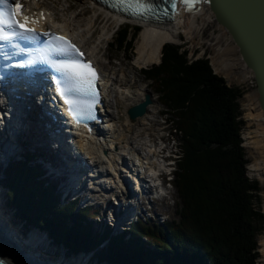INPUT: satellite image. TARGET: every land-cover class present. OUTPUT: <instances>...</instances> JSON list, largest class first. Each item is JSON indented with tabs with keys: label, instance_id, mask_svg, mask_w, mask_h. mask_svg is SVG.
<instances>
[{
	"label": "trees",
	"instance_id": "obj_1",
	"mask_svg": "<svg viewBox=\"0 0 264 264\" xmlns=\"http://www.w3.org/2000/svg\"><path fill=\"white\" fill-rule=\"evenodd\" d=\"M139 32L124 24L115 32L109 46L127 58ZM185 53L163 44L156 66L140 70L153 85L158 104L178 132L180 157L176 161L173 187L178 204L176 220L129 228L127 242L119 237L108 241L99 259L112 264H254L255 237L261 231L263 214L258 206L259 186L244 176L245 160L240 147L237 100L242 93L226 87L207 61L188 62ZM38 169L9 165L4 171L6 205L15 217L42 228L55 242L74 253L91 251L96 240L79 224L88 216L80 210L71 216V206L56 207L52 187L35 178ZM144 246L142 252L141 247ZM138 252V253H136Z\"/></svg>",
	"mask_w": 264,
	"mask_h": 264
},
{
	"label": "bare ground",
	"instance_id": "obj_2",
	"mask_svg": "<svg viewBox=\"0 0 264 264\" xmlns=\"http://www.w3.org/2000/svg\"><path fill=\"white\" fill-rule=\"evenodd\" d=\"M91 1L94 2V6L96 7V9L99 11L100 14H103L106 17H110L111 19L114 20V23H118L120 21L126 23L127 21L131 24H135L141 27L139 31L138 39L136 41V47H135L136 55L132 59L133 66L137 68H143V67H148L149 65L152 66L154 64H157L160 60L162 45L168 42H176L177 35L179 33H184L186 35H189L190 38L191 37L193 38L200 27L199 24L196 23L195 21L197 17L200 16V18L206 22L212 21L213 19L209 9L205 7L202 3L196 6L198 12H196L195 14L184 15L178 12L173 16L171 21L164 20L162 22H152L153 21L152 18H148V19L147 18L138 19L137 17L128 18L112 10L109 7L100 4L95 0H91ZM34 6L37 7V4H34ZM46 14L47 16L45 23L50 24V26L54 28L53 29L54 31H60L64 35L69 34L76 41V43L77 40L75 39V33L80 34L81 37H83V35L85 36L86 33L90 34V32L93 29L94 21L96 20V17L94 19L92 18L87 22V24L81 25L80 28L76 29V27H73L71 29L69 28L70 25L65 23H63L65 25L54 24L52 20L53 19L52 16H50V14H48L47 12ZM108 34L109 31L107 30V27L104 26L102 34L100 33L98 35V40L102 39L103 37H106ZM225 36H227L226 33ZM227 39L228 40L226 41L225 44H222L221 40L217 39V45L215 46L214 49V58L212 59L215 70L218 73L232 74L237 66L242 69L241 71L242 74L240 75L241 81L244 82L249 80V78L251 79L252 77L251 72L245 69L239 55L235 56L234 58L231 55L232 53L229 52V49L227 48V43H231V40L229 37ZM79 45L80 48L83 47L81 43H79ZM220 45H222V48L220 47ZM233 48L236 50L234 46ZM88 59L91 60L90 57H88ZM94 62L97 63L95 60ZM101 75L103 79L105 78L104 83H105V92L107 95V99L109 95H112L113 89L112 92H110V85L113 84L112 87H116L117 88L116 90L120 92V94L124 95V99H121L120 102L124 104L125 111L129 107L135 105V103L141 102L145 95H148L151 100V97L149 94H147L146 90H142L141 92H135L134 94L127 85H124V82L123 83L120 81L116 82V79L113 78H112L113 80H111L110 77L106 76L107 74L106 75L103 74V72H101ZM118 79L119 78H117V80ZM114 96L115 94H113V97ZM254 98H255L254 105L256 108L257 116L260 119V121L263 123V135H264V121L261 112L258 108V104L256 101V94L254 95ZM107 101L110 104L108 108L112 107V104L110 103L111 100L108 99ZM152 103L153 101L151 100V103L147 105L144 114L138 117L139 119L135 118L134 120H130L135 124L141 123V125L144 126L142 127V130L138 131V133L135 132L133 134L134 140H132L129 136L126 135L128 133L123 130L122 124H120V129L124 131V135L129 139V141L127 140L126 143H124L123 141L124 146L118 145L120 138L119 135L117 137L118 132L114 122L115 120H118V118L111 116L110 113L107 114L108 123L103 124V126H107V127L110 126V131L104 132V134L102 135V137L104 138L102 146L97 144L92 139H85V140L82 139V141H80L81 146H85V149L88 151V154L90 155V156L88 155L87 157L88 160H91L92 162L90 164H86V167L82 169V171L73 170L72 173L69 174V177H74L77 175L79 181L81 182L79 185L75 183L76 189L79 188V186L82 184L83 181H88L91 187L94 186V189H97L96 187H99V190L95 192L101 191L102 193H100L99 195H105L106 193H104V191H107V189L106 187L102 188L101 186L102 184H100L99 182V177L101 176L100 173L102 170H107L104 177L105 180L107 181V187L119 186L121 184V180H122V185L126 187L123 182V179L119 175L120 174L119 169L121 168L123 169L125 167L121 157H123V155L126 154V151L128 150L129 152H131L132 155H135L136 162H138L139 167L143 169L141 176H139V174H137L135 163L130 162V165L133 167L132 169L133 173L131 172V170H125V172H127L132 179L136 180L137 186L135 187V190L133 192L136 191V193H141L140 197H142V195L147 193V188H145V184L143 182H146L145 178L147 179L150 178L151 175L155 173L156 167L159 166L158 162L154 158L156 155V151L154 149L151 150L150 146H146L148 145L146 144V140H143V138L140 136L142 131H145L148 128L145 127L147 124L150 125L155 122L154 120L155 112H152V109H154V107L150 106L152 105ZM113 108H116L115 105ZM136 119L137 122L135 121ZM130 121L128 122V125L132 124ZM126 128L128 127L126 126ZM148 142H150V140ZM119 146L121 148H118ZM103 151H105L106 153ZM70 154H73L75 156L76 152L74 150H70ZM142 154L145 155L140 156ZM142 160H146L147 163L146 167L142 165ZM148 161L152 162L151 166L148 164ZM126 168L129 167L126 166ZM128 171H130V173ZM139 184H141L142 187ZM160 190L163 191L162 189ZM110 212L113 213V211ZM0 218L3 222L2 225L0 221V262H2L3 264H61L62 262L65 261H68L69 264H90L91 258L93 257V253H94L92 251L87 252L88 255H86L87 253L84 252L79 256L73 255L68 258H61L58 263L49 261V259L47 258L49 257L48 254H50V252L43 251V249L46 247L45 244L42 247H38L36 245L40 239H43L44 241V236L42 234L33 231L31 235L24 237L25 242L22 243L21 242L22 237H20L19 233L11 231L9 225H7V223L4 222L1 213H0ZM121 224L125 225V221H123ZM119 225L120 224L118 222L115 229H119L118 227ZM259 246L261 248V253L264 256V242L260 241ZM54 249H51V252H53L52 250ZM56 250L58 252H61L60 253L61 256L66 257L65 251H59L57 247ZM58 252H56V254H59Z\"/></svg>",
	"mask_w": 264,
	"mask_h": 264
},
{
	"label": "rangeland",
	"instance_id": "obj_3",
	"mask_svg": "<svg viewBox=\"0 0 264 264\" xmlns=\"http://www.w3.org/2000/svg\"><path fill=\"white\" fill-rule=\"evenodd\" d=\"M40 3L45 8H47L48 11L54 16L55 21H56L55 24H59V25L68 24L70 25L69 28L71 29L73 27H76V29H78L80 28L81 25L87 24V22L90 19L92 18L94 19L96 17V20L94 21V24H93V29L90 32V34L86 33L85 36L83 35V37H81L80 34L75 33V39L77 40V43L79 42L83 45L82 48L87 53L88 57H90L93 61L95 60L97 63L95 62L94 63L98 65L101 68V71L103 72V74L105 75L107 74L106 76L110 77L111 80L116 79V82L118 81L122 83L124 82V85H127L134 94L135 92H141L142 90H146L147 94L150 95L151 100L153 101L152 105L150 106L154 107V109H152V112H155V115H154L155 122L150 125L147 124L145 127H148V128L145 131H142L140 136L143 138V140H145L146 135H150L151 138L154 140H157L159 136H162V139L166 140L165 135L167 133V130L168 129L170 130L171 126L169 124L163 125L162 121L164 117H168L169 115H165V116L162 115V113H165V109L159 106V104L157 103V94L154 92L153 85H149L148 81H146L141 74L142 71L149 69L151 65H149L148 67L137 68V67H134L132 64V59L136 55L135 47H136V41L138 39L139 34H137L134 40L132 41V51H131L130 56L127 58V55L124 52H121V51L116 52L109 46V44H111L114 39L115 25L117 23H114V20L111 19L110 17H106L105 15L100 14L99 11L94 6L93 1L91 0H40ZM200 19L201 18L199 16L195 20L196 23H198L200 27L197 30V33L193 38L192 37L190 38L189 35H186L184 33H179L177 35L176 42H168L167 44L174 45L179 48L180 52H184L186 54L185 58L188 62L192 60H199V59H203L207 61V64L211 72L215 76L221 78L226 87L237 88L238 90L241 91L242 95L237 100V103H238V112L240 114L239 119H241L243 122V125L239 131V138L241 140L240 147L242 148V151H243V159L245 160L244 176L250 181L257 182L259 186V192L257 193L259 204L257 206L254 201L252 202L253 204L252 206L254 210H257L258 208L259 212L262 213L264 216V135H263V123L258 118L257 113H256V108L254 105V99H255L254 95L256 94L255 84H254L252 77L251 79L249 78V80L247 81H244V82L241 81L240 75L242 74L241 72L242 69L240 67L236 66L235 71L232 74L218 73L215 70L212 59L214 58V49H215V46L217 45V39L221 40L222 44H225L226 41L228 40L227 39L228 35L225 36L223 29L220 28L213 21V19L212 21H209V22H206ZM126 23H128L129 26L131 27L135 25L127 21ZM104 26L107 27L109 34L111 33V38H108L106 36L107 38L103 37L102 39L98 40V35L100 33L102 34ZM137 27L139 28V31H140L141 27L140 26H137ZM105 38L107 39L106 45H104ZM233 46L234 45L232 44V42L227 43V48L229 49V52L232 53L231 55L235 58V56H237L238 54H237V51L233 48ZM220 47L222 48V45H220ZM157 64H154L152 66H156ZM126 77H128L129 79ZM117 78L119 79L117 80ZM129 80L131 81L133 85L130 83ZM112 86L113 84L110 85V92H112V89L113 90L117 89L116 87H112ZM108 99L111 100L110 103L112 104V107H110V111H109L110 115L114 116L115 118L116 117L118 118V120L114 121L117 132H118L117 137L119 135V138H120V141H119L120 143L118 142V145L124 146L123 141L124 143H126L127 140L129 141V139L124 135V131L128 133L126 134L127 136H129L132 140H134L133 134L135 132L138 133V131L142 130V127L144 126H142L141 123L135 124L132 121H130L132 124L128 125L129 120L126 118L124 114L125 112L124 104L118 101L116 96L113 97V92H112V95H109ZM114 105L116 108H113ZM112 109L115 110V115H113ZM137 119L135 120L136 122H137ZM120 124H122L124 131L120 129ZM159 125L161 126L160 130L152 131V129H154L155 127ZM126 126L128 128H126ZM172 137H173V145L178 144V139H177L178 137L174 136L173 134H172ZM169 144L170 143L165 145L164 147L165 150L167 146H169ZM159 147H162V146H159ZM118 148H121V147L119 146ZM127 158L129 159L130 157L127 155ZM170 196H171V201H168L167 207L162 208L164 212L166 213L165 218L167 219L176 218L174 214V210H175V203L177 201L175 197V190L172 188V186L170 190ZM0 198H1V195H0ZM151 206L153 205H150V207ZM0 221L3 225L1 218H0ZM260 227H261V231L259 235L255 237V246H256L255 252L257 256L254 259V264H264V256L261 253V248L259 246L260 241L264 242V218L260 224ZM92 231H95L94 228H92ZM36 232H39V231H36ZM39 233L42 234L41 232ZM19 235L20 237H22L21 242L24 243L25 236H23L21 233H19ZM120 240L124 242V240L122 239ZM99 248L101 247H98L97 250L93 253V257L91 258L92 264H94V260L96 258L99 259V254L101 251ZM51 249H54L52 250L53 252H51ZM57 249L59 251H62L58 247ZM43 251L50 252L51 255L48 254L49 257L47 259H49V261L51 262L58 263L61 258H65L60 255L61 252H58L56 250V246L54 245H51L49 249H48V245H46ZM141 251L143 252V250ZM56 252L59 253L57 254L58 255L57 257L53 255V254H56ZM86 255H88V253ZM61 264H69V262L65 261V262H62ZM106 264H112V263L106 262Z\"/></svg>",
	"mask_w": 264,
	"mask_h": 264
},
{
	"label": "snow or ice",
	"instance_id": "obj_4",
	"mask_svg": "<svg viewBox=\"0 0 264 264\" xmlns=\"http://www.w3.org/2000/svg\"><path fill=\"white\" fill-rule=\"evenodd\" d=\"M163 2L168 5L164 9V14H168L169 8L175 14L177 0H163ZM198 2L199 0H179L180 6L186 12H191ZM118 3L121 10L126 9L130 14L135 15L143 16L155 10L150 0H118ZM36 23L38 21L33 17L22 14L19 0H16L14 4L9 0H0V41H7L9 47H14L11 41L19 37L25 41L42 43L43 52L64 57L50 61L51 66L59 74L57 94L67 106V113L74 121L95 119L94 105L97 97L95 85L99 78L97 70L90 61L83 59L84 54L66 37L43 32L39 35L47 36L49 39L38 40L37 30L29 26ZM41 58L47 59V57Z\"/></svg>",
	"mask_w": 264,
	"mask_h": 264
},
{
	"label": "water",
	"instance_id": "obj_5",
	"mask_svg": "<svg viewBox=\"0 0 264 264\" xmlns=\"http://www.w3.org/2000/svg\"><path fill=\"white\" fill-rule=\"evenodd\" d=\"M200 3L209 9L213 21L228 35L251 72L264 121V0H199L197 4ZM148 104L150 100L145 95L142 102L127 110L128 118L141 116Z\"/></svg>",
	"mask_w": 264,
	"mask_h": 264
}]
</instances>
